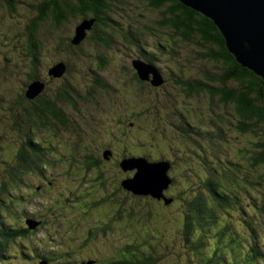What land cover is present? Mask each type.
I'll return each mask as SVG.
<instances>
[{
	"label": "trees",
	"instance_id": "1",
	"mask_svg": "<svg viewBox=\"0 0 264 264\" xmlns=\"http://www.w3.org/2000/svg\"><path fill=\"white\" fill-rule=\"evenodd\" d=\"M16 2L23 5V10L15 6ZM130 2H135L139 9L125 5ZM18 11L25 20L13 22V28H8L7 33L0 30V39L5 43L2 46L8 51V55L5 52L0 56V138L4 140L0 139V264H14L12 259L32 264L31 260L36 257L34 243L29 241L44 225L50 227L43 216L53 214L49 206L37 217L29 207L37 199L48 201V190L57 182L55 175L50 177L48 169L59 161V158H53L57 151L44 147L39 141L37 131L47 129L53 138L62 128H69L63 106L70 103L77 109L79 100V97H72L74 89L63 77L55 79L48 74L57 61L50 58L43 67L39 63L41 54L48 50L65 62L67 68L74 56L84 53L82 44L97 49L109 44L111 37H118L126 44L137 45L140 54L137 59L151 65L160 75L159 56L146 58L148 45L139 41L137 25H144L139 29L146 32H168L162 38L166 43L155 46H162L168 52L166 58L175 67L169 78L160 77L159 86L151 83L152 76L141 80L135 71L132 81L139 85V89L145 90L172 84L176 93L169 104L173 103L175 96L199 100L202 111L209 115V128L203 127L193 135L192 127L183 125L189 114L184 109L185 113L178 114L177 122L182 129L180 136L189 140L201 139L203 148L213 151L215 158L212 160L217 163L216 167L211 163L207 165L204 159V171L199 170L186 185L184 181V189L174 195L177 198L166 194L175 184L174 178L159 200L134 195L160 203L166 214L169 213L163 223L158 221V211L155 207L153 211V206L148 207L151 212L146 216L151 224H147L145 214L136 212L134 200L115 205L117 199H107L108 196L86 198L87 193L82 190L72 193L70 205L63 203L58 195L53 196L57 207L54 209L61 210L60 206L64 205L68 212H73L74 205L80 204L85 207V213L100 202L108 204L111 218L122 223L114 231L119 232L124 240L113 247V252L103 257L100 264H161L167 258H174L176 264H264V235L261 231L264 217L261 213L264 210V80L236 61L214 23L176 0H0V15L12 17ZM82 20H90L92 24L83 40L73 44L74 29ZM3 23L0 19V26ZM47 43L51 45L47 47ZM188 46L189 51L186 50ZM192 61L205 65L196 77L186 75L187 65L192 66ZM22 64L27 67L24 78L14 79V74L18 72L17 76L22 72L19 67ZM95 79L99 86L106 87L102 77ZM35 82L43 83L44 88L37 96L29 98V86ZM93 95L94 92L89 91L87 98L81 100L87 102ZM222 110L227 112V117L220 114ZM229 136H233V144L234 138L241 140L240 146L233 148L234 158L231 160L226 158V153L222 156L223 150H227L224 144L230 145ZM126 138L125 135L122 140ZM252 139L255 141L251 142ZM58 145L54 143L52 146L56 148ZM49 153L52 154L50 158ZM109 156L107 151L103 158L108 160ZM60 157L64 163V155ZM83 159L91 157L84 156ZM68 164L66 159V166ZM170 164L172 167V162ZM81 165L89 169L97 166V161L92 159ZM76 168L82 170L78 163ZM253 190L259 194H253ZM174 199L177 200L175 211L169 212ZM29 220L39 221L40 225L31 229L27 224ZM141 227L146 230L138 232L137 228ZM110 228V224H104L98 231H110ZM91 233L88 230L85 239ZM169 234L173 238L167 242ZM120 240L118 238L117 242ZM172 246L177 248L176 253L171 250ZM50 258L58 260L46 253L42 254L41 260L50 264Z\"/></svg>",
	"mask_w": 264,
	"mask_h": 264
},
{
	"label": "rangeland",
	"instance_id": "2",
	"mask_svg": "<svg viewBox=\"0 0 264 264\" xmlns=\"http://www.w3.org/2000/svg\"><path fill=\"white\" fill-rule=\"evenodd\" d=\"M125 5L139 9L135 2L126 3ZM15 6L20 11L23 10L22 4H17L16 2ZM20 11L17 12V15H12V17L10 15H0V19H3L4 22L0 26L2 32L7 33L9 29L13 28V22L25 20L21 18L23 16L19 14ZM131 21L134 22L135 20L131 19ZM141 26L144 25H137L138 33L141 37L139 41L148 45L145 48L147 49L146 53L149 54L146 58L151 59L152 55L159 56L157 59V66L160 72L158 76L159 83L155 85L159 86L160 77L169 78L170 74H172L171 71L175 67L166 58L168 52L162 46H155L166 43V39L162 38L168 32L166 30L158 31L159 33L155 31L146 32L139 29ZM14 32H17V30L15 29ZM160 35L162 36L160 37ZM8 37L11 39L10 36ZM12 41L15 43V40ZM153 43L156 44L153 45ZM2 45H5V43L0 39V52L3 53L0 56L4 55L5 52L7 53L5 55H8V51H5ZM50 45V43H47V47ZM81 47L86 56H84V53L82 55L79 54L68 62L69 66L66 68L68 75H66L65 70L59 78L52 76L55 79L63 77V80L69 83V87L74 89L71 92L72 97L75 99L79 97L76 105L77 109L70 103L63 106L64 112L68 116L69 128H62L58 135L53 138L48 135L49 130L47 129L37 131V135L39 134L38 139L42 145L48 149H53L54 152L57 151L55 152L57 154L55 155L56 157L53 158L55 160L59 158V161H56V164L51 169H48L50 177L55 175V180H57L53 188L48 190V201L42 198L37 199L29 207L32 212L34 211L37 214V217L40 211L42 212L44 208L49 206L53 214L49 213L48 216H43L49 222L50 227L44 225L42 229L37 231L34 238L32 237L29 241V243H34L33 248L36 253V257L31 260L32 264H45L41 263L43 262L41 260L43 253L52 254L58 259L50 258L52 259L49 262L50 264H62V261L69 264H84L88 259H95L97 264H100L103 257L110 255L112 248L118 246L124 240L119 232L114 231L122 226V223L117 219L115 220V218H111V210L107 203L100 202L93 207L88 206V211L85 213L84 206L75 204V210L73 212L69 210L68 212L64 205L60 206L61 210L54 209L57 207L54 203L55 199H52V197L56 195H58L57 198L63 199V203H69V205L71 204L70 199L73 198L72 193H78L80 190L87 193L86 198L101 199L103 196H108L107 199H117L118 203H115V205L121 204L125 200V202L134 200L136 212L143 216L145 214L147 224H151L146 216L151 212L148 208L149 206H153V211L155 208L158 211V221L161 223L165 222V217L168 218L169 213L166 214L164 207L160 203L155 204L156 201L152 200L153 198H135L132 193L125 191L120 186L127 176L132 177L136 171L134 169L126 171L121 169L120 164L123 161V157L137 156L149 160L152 158L172 162L168 175L175 179L173 180L175 184L166 193L170 197L182 191L187 181H191L198 172L204 171V159L208 163L207 165H210L209 163L213 166L217 164L214 162L215 160H212L215 158L213 151L207 147L203 148L201 139L192 138L189 140L180 136L182 129L177 122L179 120L178 114L185 113L184 109L189 114L183 125L189 124L194 130L191 132L193 135H195L196 131L202 130L203 127L209 128V115L207 112L202 111L198 99L190 98L184 100L179 96H175L173 103L169 104L173 93H176V89L172 84L166 83L160 88L152 87L145 90L139 89V85L132 81V76L134 75L132 63L137 61V57L140 56L137 45L131 46L118 37H111V41L105 47L96 49L85 43ZM186 50L189 51L191 48L188 46ZM50 58H54L57 64L67 65L53 53L50 54L48 50L41 54L39 63L44 67L46 61ZM62 59H65V57L63 56ZM98 62L101 64L100 66H98ZM192 64V66L190 64L187 65L189 66L186 69L188 77H196L205 69L204 64L200 65L195 61H192ZM19 67L22 72L16 76L17 72L13 78L21 80L24 78V71L27 67L24 64L19 65ZM44 77L46 78L47 75H44ZM96 77H102L106 87L99 86L100 83H96L98 82L95 79ZM89 91H93L94 95L87 102L82 101L81 98L86 99ZM179 91L181 92V89ZM182 92L184 91L182 90ZM220 114L227 117V112L224 110ZM183 134L186 136V133ZM125 135L127 136L126 140H122ZM0 139L4 142L2 138ZM240 141V139L234 138L233 144V136H229L230 145L228 144V146L231 147H228L225 143L224 146L227 150H223L222 156L226 153V158L233 159V148L237 149L236 146H240ZM254 141V139L251 140V142ZM54 143L59 145L53 148L52 145ZM107 151L110 153L108 160L103 158ZM62 155L65 157V164L63 163V158L60 157ZM50 156L52 154L49 153V158ZM84 156L91 157V159L85 160L83 159ZM66 159L69 160L67 166ZM92 159L97 161V166L87 169L81 165L85 162L89 163ZM77 163L82 166V170L79 171L76 168ZM68 166L69 170H67ZM184 181L185 185H183ZM252 193L259 194L255 190ZM174 200L169 212L171 210L175 211L174 204L177 200ZM41 202L44 203V206ZM109 203L114 204L112 201H109ZM261 213H264V210ZM262 219L261 231L262 235H264V217ZM105 223L106 225L110 224V229L112 230L102 229L98 231L99 226ZM167 228H169V225H167ZM46 229L47 233H45ZM88 230L92 231V233L85 239ZM143 230L145 231L146 227L137 228L138 232ZM48 234L50 235L48 236ZM118 238H121L119 242H117ZM172 238L173 236L169 234L166 241L168 242ZM171 248L173 252H177L175 246ZM15 260L16 262L12 259L14 264H27L21 259V262H17V259ZM161 264H176V260L167 258Z\"/></svg>",
	"mask_w": 264,
	"mask_h": 264
},
{
	"label": "water",
	"instance_id": "3",
	"mask_svg": "<svg viewBox=\"0 0 264 264\" xmlns=\"http://www.w3.org/2000/svg\"><path fill=\"white\" fill-rule=\"evenodd\" d=\"M210 19L225 40V45L236 61L264 80V0H176ZM92 21L84 20L74 29L73 44H78L90 28ZM141 80H148L151 67L140 61L132 63ZM65 71L61 63L49 70V75L59 78ZM152 84L159 83L154 74ZM44 88L43 83L29 86L27 96L34 98ZM123 171L136 170L132 177L121 182V187L138 196L160 199L171 184L168 176L170 163L165 160L148 161L144 157H131L120 164ZM33 228V226H30Z\"/></svg>",
	"mask_w": 264,
	"mask_h": 264
},
{
	"label": "bare ground",
	"instance_id": "4",
	"mask_svg": "<svg viewBox=\"0 0 264 264\" xmlns=\"http://www.w3.org/2000/svg\"><path fill=\"white\" fill-rule=\"evenodd\" d=\"M198 13H200V12H198ZM201 14V13H200ZM202 15V14H201Z\"/></svg>",
	"mask_w": 264,
	"mask_h": 264
}]
</instances>
